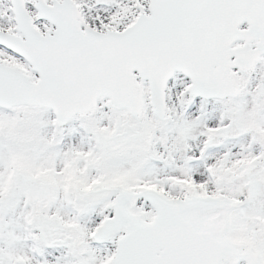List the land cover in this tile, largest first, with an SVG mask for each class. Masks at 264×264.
<instances>
[{"label":"snow or ice","instance_id":"1","mask_svg":"<svg viewBox=\"0 0 264 264\" xmlns=\"http://www.w3.org/2000/svg\"><path fill=\"white\" fill-rule=\"evenodd\" d=\"M0 264H264V0H0Z\"/></svg>","mask_w":264,"mask_h":264}]
</instances>
